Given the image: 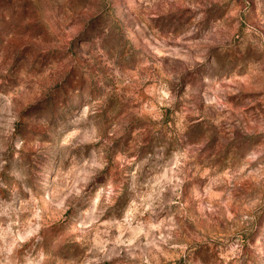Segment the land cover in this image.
<instances>
[{
	"label": "rangeland",
	"instance_id": "rangeland-1",
	"mask_svg": "<svg viewBox=\"0 0 264 264\" xmlns=\"http://www.w3.org/2000/svg\"><path fill=\"white\" fill-rule=\"evenodd\" d=\"M0 264H264V0H0Z\"/></svg>",
	"mask_w": 264,
	"mask_h": 264
}]
</instances>
